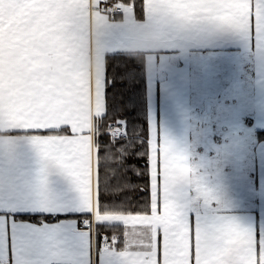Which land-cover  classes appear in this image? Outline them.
Wrapping results in <instances>:
<instances>
[{"label":"snow or ice","instance_id":"obj_1","mask_svg":"<svg viewBox=\"0 0 264 264\" xmlns=\"http://www.w3.org/2000/svg\"><path fill=\"white\" fill-rule=\"evenodd\" d=\"M142 2V21L166 34L235 32L254 39L264 53V0H216L218 11L211 16L206 0ZM128 5L141 20L138 0H0V44L16 48L33 66L48 51L70 59L85 45L102 63L103 54L125 38L121 22ZM209 19L211 24L204 22ZM102 71L91 82L94 123L79 131L69 120L45 118L60 93L38 69L34 100L0 88L6 128L47 133L28 137L39 157L35 182L9 178L0 184V208L50 214L72 208L83 217L35 225L0 212V264H264V233L229 214L167 132L158 140L153 125L149 142L136 151L126 125L106 119ZM4 146L12 152L15 142L8 139ZM57 171L66 190L50 187Z\"/></svg>","mask_w":264,"mask_h":264},{"label":"crops","instance_id":"obj_2","mask_svg":"<svg viewBox=\"0 0 264 264\" xmlns=\"http://www.w3.org/2000/svg\"><path fill=\"white\" fill-rule=\"evenodd\" d=\"M209 16L218 11L216 0H206ZM128 15L122 20L125 38L103 54L102 63L95 51L89 52L85 45L83 51L70 59L57 51L43 54L36 65H29L24 56L14 47L0 44V88H7L13 96L25 100H34L38 96L34 71L39 70L51 78L60 93L46 119L57 123L69 120L79 131L93 125L96 116L97 100L91 88V82L102 71V100L106 108V56L119 51H140L146 53V77L149 111V140L153 125L158 140L167 132L170 139L184 149L193 162V119L192 98L195 91L196 57L215 55L221 61V69L230 67L229 58L236 61L234 81L238 83V104L241 106L242 119L248 116L255 132L264 130V53L256 48L255 40H248L242 34L222 32L213 29L191 30L183 33L166 34L159 27L138 20L127 6ZM211 24V19L204 21ZM194 90V91H193ZM70 102L65 107L63 101ZM7 120L0 121V184H6L9 178L17 182L28 180L35 182L39 157L28 137L47 133L25 129H8ZM11 139L15 142L12 152L4 146ZM59 165L56 166L57 170ZM198 170V167H197ZM50 187L54 191L66 190L67 181L54 173L49 177ZM208 184V183H207ZM208 186L215 191L213 183ZM225 191L222 187V200L228 206L231 215L251 224L258 233H264V137L258 138L253 148V162L249 175L242 170L236 177V183ZM231 191V192H230ZM218 193V192H217ZM0 212L14 214L20 221L31 224L57 225L81 221L82 214L70 208L52 215H70L54 221L34 222L18 219V213H45L11 209L5 205ZM50 214V213H46ZM79 223L77 226H80ZM147 234V229H141ZM94 260L98 257L94 255Z\"/></svg>","mask_w":264,"mask_h":264},{"label":"rangeland","instance_id":"obj_3","mask_svg":"<svg viewBox=\"0 0 264 264\" xmlns=\"http://www.w3.org/2000/svg\"><path fill=\"white\" fill-rule=\"evenodd\" d=\"M196 59L193 162L207 183H213L214 193L222 198L223 185L225 191L231 190L242 170L249 175L258 136L248 116H241L233 69L237 62L229 58L230 67L221 69L222 58L215 55Z\"/></svg>","mask_w":264,"mask_h":264},{"label":"trees","instance_id":"obj_4","mask_svg":"<svg viewBox=\"0 0 264 264\" xmlns=\"http://www.w3.org/2000/svg\"><path fill=\"white\" fill-rule=\"evenodd\" d=\"M138 8L141 19L144 16L142 0H138ZM146 56L145 52L140 51H119L106 56V119L126 125L129 137L136 141V151H142L149 142ZM257 136L259 139L264 137V130H259ZM130 159L135 162L137 157L133 155ZM69 216L16 214L18 219L34 222L54 221Z\"/></svg>","mask_w":264,"mask_h":264},{"label":"built area","instance_id":"obj_5","mask_svg":"<svg viewBox=\"0 0 264 264\" xmlns=\"http://www.w3.org/2000/svg\"><path fill=\"white\" fill-rule=\"evenodd\" d=\"M81 221H82V220H81ZM80 226L83 227L82 222H81Z\"/></svg>","mask_w":264,"mask_h":264}]
</instances>
